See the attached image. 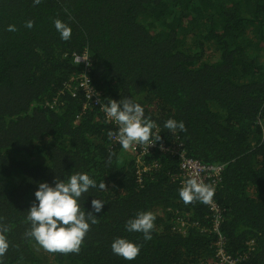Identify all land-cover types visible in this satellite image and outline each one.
<instances>
[{
	"label": "trees",
	"instance_id": "trees-1",
	"mask_svg": "<svg viewBox=\"0 0 264 264\" xmlns=\"http://www.w3.org/2000/svg\"><path fill=\"white\" fill-rule=\"evenodd\" d=\"M56 19L71 26L68 41ZM83 53L88 66L74 62ZM83 71L91 99L74 89ZM95 98H131L143 106L160 133L141 156L154 169L139 172L144 166L112 141L108 132L118 128ZM169 118L183 121L185 131L166 129ZM261 119L264 0H0V226L9 241L0 261L210 264L217 234L209 207L186 205L179 196L183 153L224 165L214 198L225 250L238 264H264ZM75 173L106 186L91 188L81 207L87 212L93 199L105 203L78 253H50L26 235L27 211L38 182ZM141 211L156 216L148 241L125 228ZM117 237L141 245L135 260L113 253Z\"/></svg>",
	"mask_w": 264,
	"mask_h": 264
},
{
	"label": "clouds",
	"instance_id": "clouds-1",
	"mask_svg": "<svg viewBox=\"0 0 264 264\" xmlns=\"http://www.w3.org/2000/svg\"><path fill=\"white\" fill-rule=\"evenodd\" d=\"M33 2L39 4L41 0H33ZM54 26L62 40L71 39L72 29L69 24L56 19ZM26 27L32 28V21H28ZM7 30L15 31L16 29L14 25H9ZM74 82V89L79 88L85 92L76 79ZM72 94H74L73 91ZM99 108L105 118L115 122L117 132L109 131L108 135L109 137L115 135L118 141L116 143H119L123 149L128 150L135 145L149 146L153 142L156 144L160 139V133L153 132L156 125L145 117L143 106L131 98L110 99L108 103L100 101ZM164 127L172 132L185 131L183 121L172 118L165 121ZM139 164L144 166L139 172L150 169V166L144 165L142 160ZM97 187L106 188L103 182L98 185L86 173L72 174L66 181L56 178L53 184L38 182L34 192L35 200L27 211V220L31 227L26 235L50 253H78L90 225L98 222L97 215L94 213H100L105 203L101 199H93L92 211L86 212L81 207L80 200L91 188ZM214 194L215 189L211 185L198 180L195 176L189 178L179 190V196L186 205L194 201L207 204L211 202ZM155 220L156 216L151 211H141L126 222L125 228L128 232L142 233L143 239L148 241L152 239ZM7 231L6 227L0 226V257L9 248V241L4 234ZM111 249L115 255L124 260L133 261L139 255L141 245L127 238L117 237L112 241Z\"/></svg>",
	"mask_w": 264,
	"mask_h": 264
},
{
	"label": "built area",
	"instance_id": "built-area-1",
	"mask_svg": "<svg viewBox=\"0 0 264 264\" xmlns=\"http://www.w3.org/2000/svg\"><path fill=\"white\" fill-rule=\"evenodd\" d=\"M73 59L74 62L83 63L85 66H88L89 64V58L86 53L76 54L74 55ZM87 74H88L87 71H83L80 74H77V77L75 79L78 81V85L85 90L86 97L88 99H91L94 96L95 92L90 84V79ZM94 102H98L100 104L99 98H95ZM261 121H263V119H261ZM263 123L262 124L259 123V125L264 130ZM112 140L118 142L115 135L112 136ZM155 146L156 144L153 142V144L149 146L135 145L131 149L133 151L137 150V153H139V158L141 159V156L143 154H145ZM160 147L161 150L174 151V149H170L168 147H165L164 145H161ZM180 156H181V160L178 163L180 176L179 174L176 176L177 179L179 178L180 184L184 185V183L189 178L195 176L198 180H202L204 183L211 185L214 189L217 187L218 183L221 180V175L224 169L223 164H218V165L203 164L198 159L187 157L183 153H181ZM137 161L141 163L140 160ZM206 205L209 207V210L211 212L210 216L212 220V230L217 234V239L215 242L217 254L215 255L214 259L210 262V264H238L236 260L231 259L229 257V255L225 250V238L220 231V226L222 223V210L220 206L213 199L211 200V202L207 203Z\"/></svg>",
	"mask_w": 264,
	"mask_h": 264
},
{
	"label": "rangeland",
	"instance_id": "rangeland-1",
	"mask_svg": "<svg viewBox=\"0 0 264 264\" xmlns=\"http://www.w3.org/2000/svg\"><path fill=\"white\" fill-rule=\"evenodd\" d=\"M263 121H264V119H263ZM263 121L260 120L259 123L262 124ZM263 125H264V123H263ZM263 134H264V130H263ZM124 150H125V149H124ZM126 151H128L129 154H130L131 156L135 157L136 160H140V161H141V159L139 158V153H137V150H134V151H133V150L130 148V149L126 150ZM155 166H156V165H155L154 163H152V167H153V169L155 168ZM152 167H151L149 170H151Z\"/></svg>",
	"mask_w": 264,
	"mask_h": 264
},
{
	"label": "flooded vegetation",
	"instance_id": "flooded-vegetation-1",
	"mask_svg": "<svg viewBox=\"0 0 264 264\" xmlns=\"http://www.w3.org/2000/svg\"><path fill=\"white\" fill-rule=\"evenodd\" d=\"M157 132V131H156ZM215 202H216V200H215V198H214V196H213V198H212ZM217 203V202H216ZM218 204V203H217ZM219 205V204H218Z\"/></svg>",
	"mask_w": 264,
	"mask_h": 264
},
{
	"label": "bare ground",
	"instance_id": "bare-ground-1",
	"mask_svg": "<svg viewBox=\"0 0 264 264\" xmlns=\"http://www.w3.org/2000/svg\"><path fill=\"white\" fill-rule=\"evenodd\" d=\"M175 146V145H174Z\"/></svg>",
	"mask_w": 264,
	"mask_h": 264
}]
</instances>
